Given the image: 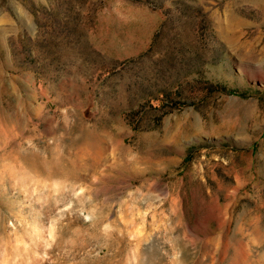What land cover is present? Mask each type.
<instances>
[{
  "label": "rangeland",
  "instance_id": "obj_1",
  "mask_svg": "<svg viewBox=\"0 0 264 264\" xmlns=\"http://www.w3.org/2000/svg\"><path fill=\"white\" fill-rule=\"evenodd\" d=\"M0 264H264V0H0Z\"/></svg>",
  "mask_w": 264,
  "mask_h": 264
}]
</instances>
